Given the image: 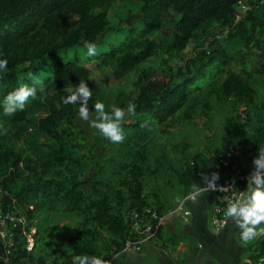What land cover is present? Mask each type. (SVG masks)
<instances>
[{"label":"trees","instance_id":"16d2710c","mask_svg":"<svg viewBox=\"0 0 264 264\" xmlns=\"http://www.w3.org/2000/svg\"><path fill=\"white\" fill-rule=\"evenodd\" d=\"M239 1L249 5L245 13H240ZM130 2L136 4L141 15L136 28L126 31L114 27L111 17L117 15L118 24L121 23L131 13V9L126 8ZM169 22H172V32L158 37L156 33ZM220 27L226 28L224 37L210 38L198 54L186 56V48L195 43L198 32L207 35ZM262 28L264 0H0V58L8 62L7 68L0 70V119H26L30 113L27 105L6 116L3 100L22 84H31V76L38 75L44 80V86L43 90L38 89L37 95L45 94V97L31 101L34 105H43L48 113L39 120V127L58 137L63 122H70L74 115L73 104H64L69 95L64 89L79 85L81 79L90 82L88 64L114 60L115 66L127 73L157 55L162 65L156 70L142 69L136 83L138 96L134 98L121 93L115 104L126 109L132 102L136 105L135 111L141 114L139 119L128 124L132 133L122 144L130 159L126 166L129 181L122 182L127 185L133 202L128 217L123 213V207L114 205L107 195L94 190L87 192L86 182L74 179L71 174L62 179L48 177L36 165L25 162L13 149H3L0 145V214L13 212L18 205L27 207L31 217L41 212L48 202L62 211L81 214L86 217V223L94 225L72 237V252L58 263L59 257H53V252L46 254L47 257L36 256V244L31 250L27 249L32 224L25 228L22 222L8 220L12 227V237L7 238L11 264H72L75 255L112 256L124 250L127 240L137 235L134 214L151 207L143 196L141 171L134 161L137 157L144 158L151 134L183 109L192 87L198 83L197 74L208 78L225 75L219 84L221 93L245 105L253 103L252 86L227 67L234 60V52L253 45ZM39 30H44L49 40L34 50L27 45L26 38ZM86 42L97 44L96 56L85 55ZM172 59L174 67L170 64ZM195 69L196 73L193 72ZM107 111L111 112V108ZM263 141L264 130L253 136L241 129L236 147L248 162H252ZM234 161L243 172L254 167L239 157ZM218 162V153L210 155L200 151L184 168H175L173 176L180 195L202 189L205 186L202 174L215 172ZM23 169L30 173L31 181L26 179L18 184ZM119 197L123 198V194ZM176 205L164 211L157 210L165 213ZM40 227L36 228L35 235L40 232ZM234 230L240 240V229L235 225ZM101 231L105 233V239ZM160 231L161 228L156 238ZM4 251L5 239L0 237V254ZM249 257L259 264L260 257H264V236L255 242Z\"/></svg>","mask_w":264,"mask_h":264},{"label":"rangeland","instance_id":"374dc122","mask_svg":"<svg viewBox=\"0 0 264 264\" xmlns=\"http://www.w3.org/2000/svg\"><path fill=\"white\" fill-rule=\"evenodd\" d=\"M126 8H130L131 13L119 24L118 16H112L111 24L127 31L136 28L141 15L133 2L128 3ZM118 14L122 15V12ZM171 24L172 22H169L168 26L156 35L158 37L169 35L173 30ZM114 34L117 35L118 32ZM225 34V27H220L207 35L198 32L195 43L186 48V56L198 54L208 39L224 37ZM26 39L27 45L35 50L44 46L49 37L44 30H39L32 32ZM234 54V60L228 65L227 70L239 74L252 86L253 103L245 105L234 97L222 94L219 84L225 75L221 74L215 78H208L202 74L195 76L198 83L192 87L183 109L151 134L145 147L144 158L137 157L138 160L134 161L141 171L143 196L151 208L164 211L178 204L184 197L174 185V169L184 168L196 152L206 151L210 155L218 153L219 156H226L231 151L233 164H236L234 160H237V157L243 159L247 165L253 164V161L248 162L247 158H244L236 144L241 129L253 136H258L259 131L264 130V28L258 32L253 45L238 49ZM113 61H98L100 64L95 62L87 65L90 74L88 85L93 90V96L89 100L90 120L96 116L94 112L96 101L104 103L107 111V108L116 104L121 93L136 98L138 96L136 83L140 71L145 68L156 70L157 66H162L160 57L155 55L144 64L136 65L131 72L125 73L118 69L115 66L116 62ZM170 64L175 66L173 59ZM193 72L196 73V69ZM44 97L45 94L36 95L34 99L43 100ZM31 100L33 99L26 104L30 108L26 119L20 121L0 119V132L7 129L6 134H0V145L3 149H13L25 162L36 165L48 177L62 179L71 174L74 179L86 182L87 192L94 190L101 195H107L114 205L123 207V213L128 217L133 202L127 185L122 183L129 181L126 166L130 159L122 145L125 139L121 143H113L104 138L96 129L90 127V121L80 118L78 104L73 105L74 115L71 121L63 122L60 135L53 137L39 127V120L48 114L44 106L34 105ZM125 112L123 128L126 138L132 133L128 124L139 119L141 114L136 111L129 114L127 108ZM263 143L264 141L259 148H263ZM258 149L253 159L259 155ZM21 178L18 184L26 179L31 181L30 173L26 169H23ZM121 194L123 198L119 197ZM175 195L177 200L171 202ZM8 220L13 223L22 222L25 228L32 224L31 235L34 234L32 237L33 244H36V256L47 257L46 254L53 252V257H59L58 263L72 252L70 244L72 237L79 234L80 230L94 226L86 223L85 216L62 211L58 206L48 202L41 212H36L31 217L28 208L24 206L17 205L16 210L10 213L2 212L0 230L6 234H10L12 230ZM41 223L43 225L40 227ZM37 227H40V232L35 235ZM204 227L211 234L208 229L209 222L205 223ZM101 236L103 239L106 238L103 231ZM11 237L12 234L8 236L9 239Z\"/></svg>","mask_w":264,"mask_h":264},{"label":"clouds","instance_id":"9594fccd","mask_svg":"<svg viewBox=\"0 0 264 264\" xmlns=\"http://www.w3.org/2000/svg\"><path fill=\"white\" fill-rule=\"evenodd\" d=\"M87 49L85 55L93 57L98 54V46L95 42H86ZM7 60L0 58V70L7 68ZM31 84H22L14 91H11L3 100L4 115L10 116L19 110H23L30 99H34L38 89L43 90L44 80L38 76H31ZM64 91L70 93L64 99V104H78L79 116L84 121H90V127L96 129L104 138L113 142L121 143L125 139L123 128L125 109L116 105L111 106V112L106 111V106L100 101L95 102L94 112L96 116L90 120L89 100L93 96V90L87 81L81 79L78 86L65 88ZM136 105L129 102L127 112L134 114ZM7 129H3L0 134H6ZM259 155L253 159V171L248 178V195L244 199L229 201L225 215L229 217L240 229V241L249 244L259 237L264 236V148L258 149ZM220 175L212 172L210 175L204 173L202 181L209 190H216L217 181ZM103 256L98 255H75L72 264H111ZM115 259V258H114ZM259 264H264V257H260Z\"/></svg>","mask_w":264,"mask_h":264},{"label":"crops","instance_id":"0c3cea01","mask_svg":"<svg viewBox=\"0 0 264 264\" xmlns=\"http://www.w3.org/2000/svg\"><path fill=\"white\" fill-rule=\"evenodd\" d=\"M189 195L192 197L186 202L188 215L168 216L159 237L144 243L140 251H121L104 258L111 264H246L258 239L254 244H243L233 231L235 223L231 219L219 234L209 226V234L204 226L210 221L215 194L199 189ZM176 200L175 195L171 202Z\"/></svg>","mask_w":264,"mask_h":264},{"label":"built area","instance_id":"2783aa9c","mask_svg":"<svg viewBox=\"0 0 264 264\" xmlns=\"http://www.w3.org/2000/svg\"><path fill=\"white\" fill-rule=\"evenodd\" d=\"M238 4L240 13H245L249 9V5L244 1H239ZM232 156L233 153L231 151H229L226 156H219V162L215 172L219 173L220 178L217 181L218 187L216 190H209L206 185L202 188V190L212 192L216 196V202L209 221L210 230L215 234L222 232L229 224L230 218L225 215L229 201L234 202L246 197L248 178L254 168L253 167L247 172L241 171L237 168L236 164H233ZM223 168L225 169L223 170ZM191 197L192 195L185 197L181 202L165 213H160L157 209L151 207H146L141 212H136L134 214V228L137 235L134 239L127 240L125 248L122 251H140L144 243L156 238L157 232L160 230L168 216H187L188 211L186 210V202ZM9 235L10 234H6L0 230V237L5 239V251L0 254V264H11V250L8 247L7 240ZM27 241V249L31 250L34 245L31 234L28 235ZM246 264L258 263L249 258L246 261Z\"/></svg>","mask_w":264,"mask_h":264},{"label":"water","instance_id":"95a60500","mask_svg":"<svg viewBox=\"0 0 264 264\" xmlns=\"http://www.w3.org/2000/svg\"><path fill=\"white\" fill-rule=\"evenodd\" d=\"M187 50V49H186Z\"/></svg>","mask_w":264,"mask_h":264}]
</instances>
